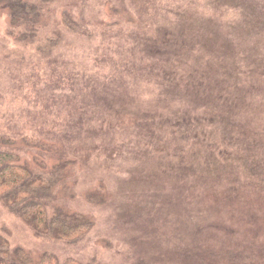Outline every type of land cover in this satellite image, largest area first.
<instances>
[{"label": "rangeland", "instance_id": "1", "mask_svg": "<svg viewBox=\"0 0 264 264\" xmlns=\"http://www.w3.org/2000/svg\"><path fill=\"white\" fill-rule=\"evenodd\" d=\"M226 3L230 8V0H54L45 7L42 32L54 26L63 38L45 57L23 47L16 36L11 39L4 14L9 12L0 13V140L9 136L19 143L35 132L58 147L67 143L63 154H73L74 186L63 193L64 203L95 221L87 238L71 246L40 240L0 205V230L13 248L97 264H264V143L258 142L264 141V98L255 104L261 110L257 124L263 127L254 130L260 139L242 137L239 146L226 144L222 120L212 123L206 117L210 105L177 100L176 108L194 107L192 112L203 115L199 131L207 132L218 163L226 164L222 171L202 170L190 165L206 163L212 151L199 156V141L192 135L181 140L162 132L154 142L149 139L148 123L156 114L167 116L171 100L160 96L157 84L150 94L143 92L140 87L148 82L144 73L122 72L135 64L127 54L134 39H158L168 25L192 17L226 25ZM119 11L129 12L133 23L119 22ZM64 13L92 37L66 33L59 24ZM119 78L127 83V96L121 98L128 109H114L118 118L111 123L101 114L96 118L94 114L114 108L99 109L97 98L106 83L121 87ZM88 108L91 113L84 115ZM237 117L241 121L244 111ZM83 119L90 131L78 136ZM136 120L142 121L141 128L132 129ZM105 129L112 135L90 138ZM17 152L27 159L20 148ZM102 184L111 193L109 202L89 204L87 194Z\"/></svg>", "mask_w": 264, "mask_h": 264}, {"label": "trees", "instance_id": "2", "mask_svg": "<svg viewBox=\"0 0 264 264\" xmlns=\"http://www.w3.org/2000/svg\"><path fill=\"white\" fill-rule=\"evenodd\" d=\"M230 2V8L226 3V25L223 21H218L220 25H213L212 20L207 24L205 18L192 17L168 25L169 29L159 31L158 39L146 38L140 42L134 39L131 48L127 49L132 54H127L135 64L122 71L129 76L131 73H144L148 82L140 87L141 90L150 94L152 86L157 84L160 96L167 95L166 100H171L167 105V116L156 114L148 123L149 139L154 142L162 132H172L174 138L181 140L192 135L199 141V156L212 151L206 163H195V160L190 165L199 166L202 170L222 171L226 164L218 163L219 156L213 153L215 146L206 137L207 132L204 135L199 131L204 128L203 115L192 112L194 107L176 108L173 105L177 100L180 104L189 101L198 106L210 105V110L207 109L210 116L206 117L212 118V123L223 121L224 124L219 125L225 128V139H229L226 144L239 146L240 138L246 136L260 139L254 130L263 127L257 124L261 110L255 104L257 98H264V0ZM53 3L54 0H0V13L9 12L4 13L9 18V37L15 39L16 36V41L23 47L33 48L39 56H48L51 50L60 46L63 38L54 26L46 33L42 32L47 25L45 7ZM116 17L126 25L133 23L129 12L119 11ZM59 24L72 36L85 40L92 37L87 28L67 13L63 14ZM118 80H121V87L106 83L103 86L105 92L97 98L99 109L104 105H114L112 110L94 114L96 118L101 114L109 123L118 118L114 109H128L126 100L121 98L123 94L127 96V83L122 78ZM92 87L97 88L98 85ZM107 95L109 99L105 102ZM239 111H244L245 115L241 121L237 117ZM90 113L88 108L84 115ZM141 124V120H136L132 129L141 128ZM84 125L87 126L83 119L78 136L83 135L84 129L90 131V127ZM241 126L245 132H239ZM234 129L238 130L236 135ZM104 135L109 137L112 131L96 130L90 138ZM6 137L0 140V205L21 220L40 240L71 246L80 244L95 228V221L90 214L74 210L64 203L63 193L69 194L74 186L73 154H63L69 145L58 147L48 140L47 135L39 136L35 132L22 136L20 141L17 140L19 143ZM96 147L99 149L98 144ZM19 148L27 159L21 158L17 152ZM57 153L58 158L54 155ZM151 153L147 151V155ZM231 163H236V160ZM110 195L102 184L89 192L86 200L89 204H106ZM4 231L0 230V264H97L94 260L80 261L73 257L61 260L48 251L35 255L23 248H13Z\"/></svg>", "mask_w": 264, "mask_h": 264}]
</instances>
